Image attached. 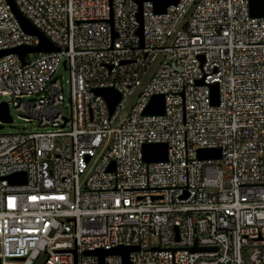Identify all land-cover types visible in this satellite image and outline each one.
Segmentation results:
<instances>
[{"label":"built area","instance_id":"obj_1","mask_svg":"<svg viewBox=\"0 0 264 264\" xmlns=\"http://www.w3.org/2000/svg\"><path fill=\"white\" fill-rule=\"evenodd\" d=\"M12 1L58 51L0 57V105L34 124L0 134V264H100L86 253L118 248H137L128 264H264V17L250 0L162 14L137 0ZM38 44L0 0V52ZM97 90L119 96L111 113ZM158 95L163 115L144 116ZM160 144L166 161L145 162ZM17 173L25 184L8 182Z\"/></svg>","mask_w":264,"mask_h":264},{"label":"water","instance_id":"obj_2","mask_svg":"<svg viewBox=\"0 0 264 264\" xmlns=\"http://www.w3.org/2000/svg\"><path fill=\"white\" fill-rule=\"evenodd\" d=\"M11 6L13 13L15 14L23 31L33 37H36L39 44L35 47H21L9 51H1L0 57L7 54H15L19 57L22 64L27 54L36 53H52L57 52L55 48L29 21H27L16 9L12 0H6ZM151 2L153 4L154 12L162 14L169 5H176L179 0H137L138 6L141 8L143 2ZM250 14L252 17H264V0H250ZM140 16V15H139ZM211 90V103L216 105L218 101L217 85L210 86ZM97 95H101L106 99L109 105L110 113L114 106L119 102V96L112 90H97ZM164 113V97L162 95L154 96L147 109L143 113L144 116L148 115H163ZM0 122L2 124H11L12 119L8 112V106L6 103L0 105ZM3 126H0V130ZM144 160L147 163L164 162L167 158V149L164 144L160 145H145L143 147ZM219 150H202L198 154V159H219ZM11 184H25V173H17L7 178ZM137 248H118L111 251H96L92 253H86L87 255H96L99 258L100 264L103 263V258L106 255H119L123 258L124 264H128V255L132 251H136Z\"/></svg>","mask_w":264,"mask_h":264},{"label":"rangeland","instance_id":"obj_3","mask_svg":"<svg viewBox=\"0 0 264 264\" xmlns=\"http://www.w3.org/2000/svg\"><path fill=\"white\" fill-rule=\"evenodd\" d=\"M185 21H186V18H183L179 24V27L182 26L183 23H185ZM158 62H159V60H157L155 63H153L149 67V69L145 73V76L141 80V86L139 88H137L135 94L129 99V102H128V104L125 108V111L123 113H126V111L134 105L135 100H136V96L138 95V93L141 92L142 89L150 82L152 76H154V73L157 70ZM57 75L62 79V81L65 85V92H66V89H68V84H67V80L69 78L68 72H66L63 69V67L60 66L58 68ZM0 102H2V101H0ZM9 113H10V116L13 120V124L5 125L4 128L0 130V134L17 133L21 129H30V128H32V126H34L33 123H28L25 120L24 116L16 113L12 107H10ZM155 241L156 240H153V242H155ZM42 263H43V261L40 262L39 264H42Z\"/></svg>","mask_w":264,"mask_h":264}]
</instances>
